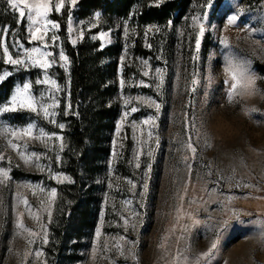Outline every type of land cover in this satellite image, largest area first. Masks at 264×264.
<instances>
[{
  "label": "rangeland",
  "instance_id": "rangeland-1",
  "mask_svg": "<svg viewBox=\"0 0 264 264\" xmlns=\"http://www.w3.org/2000/svg\"><path fill=\"white\" fill-rule=\"evenodd\" d=\"M80 1L65 0L60 13L49 14L60 27L49 26L45 49L29 42L27 19L18 23L19 14L0 0V28H9L0 37L9 53L23 59L25 49L41 47L55 60L47 73L17 67L3 62L0 47V74L12 73L0 81V106L24 83L41 104L57 105L48 109L56 113L54 122L27 109L0 114V168L10 169L6 179L0 175V264H172L180 253L194 262L213 242L210 261L201 264H264V240L254 223L264 220V73L258 70L264 67V0H211V7L206 0H189L180 19L162 20L150 11L182 0H138L122 16L106 8L79 9ZM232 15L237 20L229 25ZM229 56L251 62L260 90L233 103L225 84ZM185 114L197 124L203 120L216 145L189 159L190 176ZM30 123L34 133L43 129L52 138H25L28 152L40 154L26 165L9 146L13 138L5 129ZM210 162L211 176L204 167ZM233 168L237 180L255 187H230L227 181L218 186L217 173L228 177ZM228 195L237 198L228 204ZM194 196L207 203L190 207ZM185 211L201 223L193 225L186 215L177 220ZM18 218L23 228L16 227Z\"/></svg>",
  "mask_w": 264,
  "mask_h": 264
},
{
  "label": "snow or ice",
  "instance_id": "snow-or-ice-1",
  "mask_svg": "<svg viewBox=\"0 0 264 264\" xmlns=\"http://www.w3.org/2000/svg\"><path fill=\"white\" fill-rule=\"evenodd\" d=\"M70 3L72 5L76 4V0H70ZM206 3L209 7H211V0H206ZM7 4L9 7L19 14V20L18 23L25 18L28 21V33H29V42L32 41H39L41 42V45L43 48H48V31L49 26H51L52 29H58L60 25L57 22H54L49 19V14L54 10L56 13H60L61 10L65 6V0H7ZM96 18H100V13L97 12L95 14ZM237 20L236 15H232L228 18V24L232 25ZM70 26H69V33H71V16H69ZM171 23V22H169ZM9 32V28L4 27L0 28V33H3V36H7ZM128 32L127 27V21H125V34ZM204 33V27L200 26L199 29V35L196 39V46L197 49H199L200 46V36H202ZM82 35V33H81ZM102 35H107V33H103ZM58 37L53 34L51 36L52 41H56ZM75 43V41H73ZM222 44H225L227 46V42L225 40H221ZM0 47H3V62L5 64H10L17 67H25L27 68L29 65L32 67H39L47 73V70L52 66L53 63H55V60H49L48 57H51L53 54L50 51H42L41 47H33L31 49H25L24 55L25 58H15L9 53V49L7 46L3 44V38L0 37ZM20 47H23L20 45ZM196 59V57H194ZM60 60L64 61V64L66 65L68 63V57L64 54L63 51L60 52ZM121 61H123V57H121ZM145 63H147L145 61ZM250 61L248 60H235L233 57L229 56L226 57V63H225V73L228 76V79L225 80V84L229 85L228 92H227V98L229 103H233L235 101L236 97L243 96L245 94H256L260 90L255 87L256 84V77L251 72L250 68ZM64 66V65H61ZM67 71V68H65ZM157 72H160V69L156 70ZM12 73L5 71L2 74H0V81H3L6 77L10 76ZM147 75V73H145ZM37 84H51L56 85L55 80L45 79V80H36ZM193 84L197 83L196 80H193ZM124 81L121 80V86H123ZM31 84L30 83H24L22 87H17L15 89L14 94L10 98V100L0 106V114L8 113V112H16L19 109H27L31 112L37 113V115L43 114V117L45 119H49V122H54V120L51 119V117L55 116L56 113L52 112L49 113L48 109L49 107H55L57 106L54 102L53 105L45 106L44 104H41L39 101H37L33 95L31 94ZM59 90V89H58ZM264 95V93H262ZM151 103H154V101H150ZM127 104V101H125ZM157 110H159L160 105H155ZM132 112L137 111L136 108L131 109ZM253 110H249L251 112ZM185 125L186 130L188 131V136L186 141H184L183 147L187 153H191V157L188 155H185L184 160L186 162V167L189 172V176L191 175L192 171V164L188 163L189 159L195 160L199 154H201L203 151L207 149H212L216 145L213 142V138L211 133L206 129L205 123L203 120L199 124L196 122V118H188L187 114ZM150 120H152L151 117H149L148 120L144 121V123H148ZM61 129H63L64 125H59ZM34 128H36V125L34 123H30L27 127L22 129H5V131L11 135L13 138L9 141V146L17 152V154L20 156V158L23 160V162L26 165L34 164L35 161H38L40 159V154L35 152H28L27 150V139H43L47 137L48 139H51L52 137L49 136V134L45 133L43 129H39L37 132L34 133ZM119 128V125H118ZM151 132L149 133V137H151ZM62 140V137H58ZM19 141H24V143H19ZM63 148V144H61V150ZM5 157L3 155H0V160H3ZM57 160H59V156H57ZM10 162V160H9ZM241 164L243 165V160H241ZM35 166L39 167L38 164ZM208 169V175L211 176L213 174L212 172V163L210 162L207 165H204ZM8 171L10 169L5 170L0 168V175H2L5 179L8 177ZM236 169L233 168L232 175L228 177H224L222 173H217L219 180L217 181V185L219 186L220 181H227L229 183V186L232 187L233 185L235 187H243V188H254L255 185L249 184L247 182H244L242 180H237L236 176ZM64 179H68L67 177H64ZM2 182V181H0ZM69 182H71L69 180ZM147 188V185H145V189ZM184 195H180L179 199L181 202L184 201L185 196L187 195L188 191V185L187 183L184 186ZM205 192L208 193V195H211L212 193L216 192V189H212L211 192H209L207 189H205ZM56 192L55 190H52L51 196L55 197ZM237 197L228 195L225 197V200L228 204L232 203L233 200H235ZM24 204L27 206L28 201L25 199ZM207 201L204 199V197H193L192 199L188 200V205L191 207L192 205H196L197 208L201 206V204H206ZM178 213H181V209H177ZM50 215V213H49ZM186 215L188 218L192 221L193 225H199L201 221L198 219V217L193 212H183L181 215L177 216V220L182 219L183 216ZM233 215H236V213H233ZM226 223V222H221ZM256 227L260 229L259 235L262 240H264V220H257L254 222ZM128 221H125V226L127 227ZM17 228H23V224L18 222L16 225ZM135 227V225H133ZM187 225L184 226V229H187ZM172 231H175V228L173 227ZM100 230L97 229V235L99 236ZM218 234V233H217ZM183 237H179L178 239H182ZM120 240H125V237L121 236ZM47 243V240L44 241ZM135 244V242H131ZM116 247L120 250L121 254H124V249L120 248L119 245H116ZM161 248L164 247V244L161 243ZM217 245L215 242L212 243L211 247L209 248L208 252L202 253L199 256L196 257L194 262L189 261V257L187 255H184V253H180L178 256L173 258L172 264H201L202 261H210L211 259V253L214 249H216ZM185 251H188L185 249ZM37 255H40V253H37ZM133 259H136L135 252H132Z\"/></svg>",
  "mask_w": 264,
  "mask_h": 264
},
{
  "label": "trees",
  "instance_id": "trees-1",
  "mask_svg": "<svg viewBox=\"0 0 264 264\" xmlns=\"http://www.w3.org/2000/svg\"><path fill=\"white\" fill-rule=\"evenodd\" d=\"M138 0H81L78 4L79 9L90 8L95 11L106 8L109 12L115 15L122 16L128 13V11L135 5ZM189 0H182L179 2L172 1L160 9H152L150 15L159 20L166 19L168 17L180 19L184 10L187 8ZM142 14L147 16V12ZM144 16L139 17L140 21L143 20ZM148 22V21H147ZM261 73H264V67H258Z\"/></svg>",
  "mask_w": 264,
  "mask_h": 264
}]
</instances>
